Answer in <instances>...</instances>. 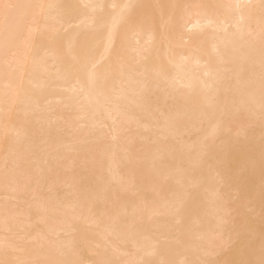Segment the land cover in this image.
<instances>
[{"label": "bare ground", "instance_id": "obj_1", "mask_svg": "<svg viewBox=\"0 0 264 264\" xmlns=\"http://www.w3.org/2000/svg\"><path fill=\"white\" fill-rule=\"evenodd\" d=\"M0 264H264V0H0Z\"/></svg>", "mask_w": 264, "mask_h": 264}]
</instances>
